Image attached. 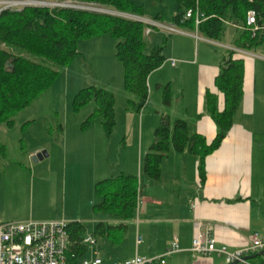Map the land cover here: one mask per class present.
Listing matches in <instances>:
<instances>
[{"label": "crops", "instance_id": "1", "mask_svg": "<svg viewBox=\"0 0 264 264\" xmlns=\"http://www.w3.org/2000/svg\"><path fill=\"white\" fill-rule=\"evenodd\" d=\"M132 1L135 3L136 0ZM173 2L172 23L177 31L171 34L165 29L152 27L144 37L150 50L165 40L162 49L164 61L146 79L148 96L144 107L137 113L132 111L127 100L133 97L123 89V105L119 108L114 92L105 85L114 99V126L108 135L102 130L107 139L101 140L99 134H94L93 125L80 129L79 120L58 130L61 132V199L64 203L65 194L68 195V208L63 206L61 212L39 213L36 220L80 222L83 236L85 225H91L90 235L95 238L94 244L96 238L110 242L106 250L109 256L104 260L96 252L97 249L93 251L91 248L84 256L97 254L102 264H113L134 255L147 258L163 256L161 264H225L223 256H200L189 250L196 231H205L206 236L215 239V245L223 244L230 251L246 245L253 235L264 237V142L258 139V134L264 132L263 126H259V120L264 115V94L258 81L264 73V51H257L260 45L253 49L235 48L234 41L239 32L229 40L213 41L222 34L216 39H207L194 29L176 24L173 17L180 9ZM136 3L142 13L144 0ZM160 9L161 5L156 7L155 16L144 14V18L167 26L160 20ZM99 38H104V50L106 43L112 56L114 41L108 34L88 39L90 55L95 58L96 51L102 48L94 45ZM210 45L222 49L216 52ZM226 50H232V57L243 63L242 95L226 135L218 147L204 158L202 177L196 157L175 152H169L161 161L156 181L145 177L141 173L142 158L161 114L166 115L169 122L184 120L190 131L202 135L207 142L213 138L216 128L205 111L204 94L213 93L217 110L223 108V95L215 88L213 80ZM169 59L174 60L173 65H170ZM175 82L177 88L174 90ZM164 87L168 91L167 105L162 104ZM157 91L159 98L155 99L153 96ZM114 134L120 136L115 143H111L110 138ZM67 148L69 153L66 158ZM119 173L137 177L133 215L123 222V231L112 229L107 234L95 235L97 224L115 226L120 221L93 209L101 201V197L94 193V184ZM41 188L48 194L50 181L45 179L44 185H37V193ZM13 190L17 187L8 191ZM190 199H195L193 207L189 206ZM3 206L0 201V218L10 217V211ZM12 217L15 221L27 220L25 215ZM173 239L177 250L165 254Z\"/></svg>", "mask_w": 264, "mask_h": 264}, {"label": "trees", "instance_id": "2", "mask_svg": "<svg viewBox=\"0 0 264 264\" xmlns=\"http://www.w3.org/2000/svg\"><path fill=\"white\" fill-rule=\"evenodd\" d=\"M49 1V0H43ZM98 3L116 10L121 15H110L70 7H23L20 10L0 11V44L16 52L0 47V125L11 126L12 116L26 107L52 83L58 67L71 61L76 55L78 40L108 34L113 39L114 57L123 69L122 87L132 95L127 100L128 107L139 112L147 101L148 74L164 61L163 44L154 46L144 53V23L127 17H141V7L130 0H76ZM180 9L174 17L176 24L194 29L207 39L219 37L226 25L245 24V14L252 10L258 28L255 31L240 29L234 46L237 49H253L264 40V0H173ZM197 8L203 18L194 26L193 16L180 22L186 9ZM33 55L52 63L53 67L37 63L24 56ZM233 51L226 50L213 83L223 95V108L217 110L213 93L204 94L205 111L213 121L216 131L207 140L200 134L190 131L182 119L169 122L161 114L159 123L152 132V141L143 155L141 173L152 181L159 176L160 163L169 152L187 153L197 158L199 174L202 177L204 158L214 151L232 124V116L239 106L242 95L243 63L232 57ZM92 100L93 110L80 122L85 129L96 118L105 135L114 126L112 92L98 86L80 89L73 97L72 107L77 110ZM168 91L164 87L162 104H168ZM137 177L119 173L94 184V193L101 201L94 205L95 211L111 215L120 221L115 226L96 225L95 235L107 234L110 230L123 231L136 204ZM69 251L75 257L83 256L88 249L82 243L83 225L80 222L67 223ZM117 230V231H118ZM250 264H264V255L250 254L246 259ZM235 264H243L237 262Z\"/></svg>", "mask_w": 264, "mask_h": 264}, {"label": "rangeland", "instance_id": "3", "mask_svg": "<svg viewBox=\"0 0 264 264\" xmlns=\"http://www.w3.org/2000/svg\"><path fill=\"white\" fill-rule=\"evenodd\" d=\"M29 1L30 0H0V11L3 10L2 7L4 6L8 7V9L5 10L15 11L29 6L49 8L66 7L68 4H72L68 1L76 0H37L39 2L30 3L31 5H23L27 4ZM140 1L141 0H136L135 3L132 2L139 6L136 2ZM12 2L19 3L11 6L10 4ZM85 3L98 9H103L104 12L102 13L121 15L116 10L103 6L102 4ZM173 3L172 0H144V6L142 7L143 15L141 13V18L145 19L144 14H149L150 16L148 17L155 16L154 12H156V7L161 5L162 9L158 11L160 12V20L164 24L173 25ZM92 12L98 13L99 11ZM237 32H240V29L236 30L227 25L221 37L213 41H219L220 39L229 40V38L236 35ZM88 39L89 38H84L77 41L76 55L74 58L64 66L58 67L50 86L44 89L30 104L12 116L11 126H5L4 124L0 125V201L4 205L3 207L7 211H10L11 215L8 218H0V221H15L16 219L12 217L15 215H25V219L36 220V216L39 213L61 212L63 206L65 209L68 208L66 202V197L68 195L65 194L64 203L61 199V132H58V130L63 129L64 126H71L75 120L82 122L87 115L92 112L94 107L92 100L86 102L77 110H73V97L80 89L89 86L105 88L104 86L106 85L114 92L116 106L120 108L123 105V98L121 97L123 91V69L121 64L113 56L114 53L112 56L108 53L106 43L105 52L102 44L104 43V38H99V41L94 42L96 48L98 46V48H101L102 46L101 49L96 51L95 58L90 55L91 49L88 47V42H90V40ZM113 41L115 43V39H113ZM84 42L85 44H83ZM147 44L144 38V53L150 51ZM83 45L86 46L83 47ZM0 47L8 49L10 52H16L15 48L12 50L4 44H0ZM210 47L213 50H217L216 52L222 49L217 45H210ZM82 48L88 53L87 55H85L86 52H83ZM257 51H264V40L263 43L257 47ZM24 56L47 67H53L52 63L45 59L27 54H24ZM258 81L261 83V93L264 94V73ZM176 88L177 85L175 82L173 89L175 90ZM155 93L153 97L158 99L159 92L157 91ZM147 110L150 109L147 108ZM91 125H93L95 129L94 134H99L101 140L107 139L102 132L100 118H96ZM259 126H263L264 129V115L259 120ZM89 136L91 137V132ZM119 136L120 135L117 134L116 137V134H114L113 137L110 138L111 143H115ZM258 139L264 142V132L258 134ZM82 145L85 147L86 144L83 143ZM41 150H44L45 154L40 158H36V160H32L31 156L41 152ZM31 152L32 154H30ZM66 152L67 158L69 153L68 148ZM45 179L50 181L51 188L49 189V193L47 194L44 188H41V191L37 193V185H44ZM14 187H17V190L8 191ZM94 199L97 201L98 198L94 195ZM31 213H33V216H31ZM85 227L84 235H90L92 230L91 225L86 224ZM110 245L108 240L96 238V243L90 245L88 249L91 248L93 251L97 249L98 251L96 252L98 255L106 260L109 256L106 250H108V246ZM108 253L112 255L110 251H108ZM149 264H156V261Z\"/></svg>", "mask_w": 264, "mask_h": 264}, {"label": "built area", "instance_id": "4", "mask_svg": "<svg viewBox=\"0 0 264 264\" xmlns=\"http://www.w3.org/2000/svg\"><path fill=\"white\" fill-rule=\"evenodd\" d=\"M37 2L39 1L30 0L27 4L23 5H31L30 3ZM68 2L72 4H68L66 7L104 12L103 9L90 6L85 2ZM2 8L3 10L8 9L7 6ZM127 16L144 23L145 26L142 30L143 36L147 35L152 27L162 28L168 32L177 31L174 25L165 26L154 20H146L131 15ZM191 16L194 19V26L203 18L197 8H194V10L186 9L180 22ZM232 26L239 29H248L251 32L262 28L257 26L255 14L252 10L246 12L244 26ZM169 63L173 65L174 60L169 59ZM194 200L190 199L188 201L190 207L194 206ZM67 223L68 221L62 219L0 221V264H102L101 258L97 254L90 256L83 255L76 258L74 253L69 251L70 240L66 228ZM204 232L196 231L193 234L189 250L200 256H208L210 254L223 256L225 264L234 260L243 264H250L246 260H242V257L264 249V237H258L257 235H253L250 241L241 248L230 251L223 244L215 245V239L206 236ZM81 242L86 244L87 247H90V245L94 244L95 238L92 235H85ZM175 250H177V244L175 239H173L165 254ZM162 257L147 258L134 255L131 258L116 261L113 264H149L155 261L157 264H161Z\"/></svg>", "mask_w": 264, "mask_h": 264}, {"label": "water", "instance_id": "5", "mask_svg": "<svg viewBox=\"0 0 264 264\" xmlns=\"http://www.w3.org/2000/svg\"><path fill=\"white\" fill-rule=\"evenodd\" d=\"M91 11H95V10H91ZM45 154V151H41V152H38V153H36V154H34V155H32L31 156V159L32 160H36V158H40L42 155H44ZM254 254H256V255H264V249H262V250H260V251H258V252H256V253H254ZM250 258V255H246V256H243L242 257V260H246V259H249ZM238 261H236V260H234V261H231L230 263H228V264H235V263H237Z\"/></svg>", "mask_w": 264, "mask_h": 264}, {"label": "bare ground", "instance_id": "6", "mask_svg": "<svg viewBox=\"0 0 264 264\" xmlns=\"http://www.w3.org/2000/svg\"><path fill=\"white\" fill-rule=\"evenodd\" d=\"M17 3H19V2H16V3H15V2H12L10 5H11V6H13V5H17ZM7 8H8V7H7Z\"/></svg>", "mask_w": 264, "mask_h": 264}]
</instances>
